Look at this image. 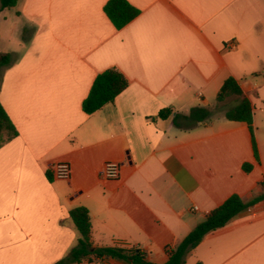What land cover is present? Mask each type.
I'll use <instances>...</instances> for the list:
<instances>
[{
    "label": "crops",
    "instance_id": "crops-1",
    "mask_svg": "<svg viewBox=\"0 0 264 264\" xmlns=\"http://www.w3.org/2000/svg\"><path fill=\"white\" fill-rule=\"evenodd\" d=\"M126 1L139 13L120 29L103 12L107 0L0 8V53L13 57L0 73V103L17 131L0 147V264L65 258L79 239L69 211L80 206L93 249L123 242L164 264L233 194L247 206L184 264H264V199L251 204L264 193V0ZM107 69L127 86L86 114L82 101ZM228 77L252 105L257 159L244 122H172L212 108ZM164 108L167 119L158 117ZM58 162L70 165L68 180L53 177ZM107 162L120 164L117 178L101 175ZM68 264L129 263L88 255Z\"/></svg>",
    "mask_w": 264,
    "mask_h": 264
},
{
    "label": "trees",
    "instance_id": "trees-1",
    "mask_svg": "<svg viewBox=\"0 0 264 264\" xmlns=\"http://www.w3.org/2000/svg\"><path fill=\"white\" fill-rule=\"evenodd\" d=\"M17 1L0 0V8L6 9L14 7ZM103 12L115 29L122 28L139 13L126 0H107L103 6ZM12 63L13 57L11 53H0V73L3 68L9 67ZM126 86L127 81L125 77L115 69H107L98 73L92 82L87 96L82 101L81 108L83 112L92 114L104 105L112 103L115 97ZM228 98H235L236 103L221 110L223 117L230 121L244 122L247 124L252 137L254 157L257 159L252 129V105L233 77H228L223 82L215 105L212 108L196 107L191 109L187 115L176 113L172 117V122L177 128L190 129L197 123L210 121L220 111L218 108L219 104ZM172 114V109L164 108L159 111L158 117L167 119ZM16 135L17 131L14 125L0 103V147ZM250 168V164L243 165V170L245 171H249ZM262 199H264V193L253 200L251 204ZM246 206L238 195H231L221 205L213 209L202 222L198 223L170 250L168 259L164 264H184L187 254L202 241L205 235L227 225ZM69 218L79 233V239L69 254L54 264L78 263L88 255H94L97 258L107 256L123 260L129 264H155L147 260L146 254L143 251L123 242H116L115 245L109 247L93 249L91 243L90 217L85 207L80 206L70 210ZM196 264L202 263L198 262Z\"/></svg>",
    "mask_w": 264,
    "mask_h": 264
},
{
    "label": "built area",
    "instance_id": "built-area-1",
    "mask_svg": "<svg viewBox=\"0 0 264 264\" xmlns=\"http://www.w3.org/2000/svg\"><path fill=\"white\" fill-rule=\"evenodd\" d=\"M229 47H234L233 43ZM120 164L116 162H107L103 165L101 175L107 179H115L119 176ZM70 165L67 162H58L52 166V174L55 179L68 180L70 178Z\"/></svg>",
    "mask_w": 264,
    "mask_h": 264
},
{
    "label": "rangeland",
    "instance_id": "rangeland-1",
    "mask_svg": "<svg viewBox=\"0 0 264 264\" xmlns=\"http://www.w3.org/2000/svg\"><path fill=\"white\" fill-rule=\"evenodd\" d=\"M232 103H233V99L232 98H228L223 103H220L219 106H218V108H219L220 111L217 112L214 116L221 115L223 113L221 110H223L224 108H227V107L231 106Z\"/></svg>",
    "mask_w": 264,
    "mask_h": 264
}]
</instances>
